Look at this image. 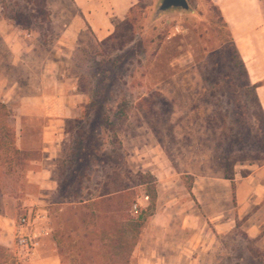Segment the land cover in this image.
<instances>
[{
  "label": "rangeland",
  "instance_id": "obj_1",
  "mask_svg": "<svg viewBox=\"0 0 264 264\" xmlns=\"http://www.w3.org/2000/svg\"><path fill=\"white\" fill-rule=\"evenodd\" d=\"M38 1L0 0V103L22 152L11 164L0 149V231L32 211L41 233L27 257L0 245V264L40 248L61 264H139L164 236L170 264H264V203L241 211L224 177L264 162V119L216 1L156 16L162 0H140L103 42L72 0ZM42 91L78 95L59 103L73 112L52 157L41 153L45 117L22 109ZM228 221L229 232L214 227ZM193 236L200 245H187ZM188 247L199 259L176 261Z\"/></svg>",
  "mask_w": 264,
  "mask_h": 264
},
{
  "label": "crops",
  "instance_id": "obj_2",
  "mask_svg": "<svg viewBox=\"0 0 264 264\" xmlns=\"http://www.w3.org/2000/svg\"><path fill=\"white\" fill-rule=\"evenodd\" d=\"M140 0H72L73 4L81 13L83 24L89 31L102 42L115 32V22L124 21L128 17L131 10L139 3ZM221 16L228 25L229 31L233 37L235 48H237L248 72L250 82L259 84L256 93L260 100L264 112V0H215ZM114 21V22H113ZM76 23V20L74 21ZM78 95L61 97L57 94L42 91L40 95L30 98L29 102L35 104L32 110L28 108L22 109L27 111L33 117H45V122L41 128L42 146L41 153L43 157H52L58 152L57 142L59 136L56 135L64 118H67L69 112H73L69 108L60 106V101L74 100ZM49 102V106L43 105ZM38 104V105H37ZM76 106V105H75ZM29 110V112H28ZM17 136V135H16ZM35 171H33L34 173ZM37 173V174H36ZM35 180L45 176L44 172H35ZM232 195L237 201L241 211H248L250 207L264 203V162L258 165L241 181H234L232 186ZM9 233L7 236L0 231V245L13 246L15 243V225L14 218L9 214ZM17 221V220H16ZM3 226V216L0 208V228ZM186 226V225H185ZM217 229L229 232L233 225L228 222H221L214 225ZM247 235L250 238L259 236V228L257 224L249 223L247 227ZM219 229V230H220ZM164 239L156 238L153 246L148 248L146 252H140L138 258L139 264H170L169 257L171 253L160 251V245L165 241L173 242L169 237ZM201 238L197 236L190 237L186 240L187 245L193 247L194 244L200 245ZM143 241L139 242V249L144 247ZM16 247V246H14ZM205 248V247H204ZM163 249V248H162ZM165 250V249H163ZM17 251V248H16ZM36 251V250H35ZM181 251L174 258L176 261L185 257L188 259L198 260L199 256L192 258V251ZM18 252V251H17ZM35 253V252H34ZM19 255V253H17ZM190 256V257H189ZM191 259H188L189 262ZM22 264H61L59 256L54 251H46L40 248L35 255L28 257Z\"/></svg>",
  "mask_w": 264,
  "mask_h": 264
},
{
  "label": "trees",
  "instance_id": "obj_3",
  "mask_svg": "<svg viewBox=\"0 0 264 264\" xmlns=\"http://www.w3.org/2000/svg\"><path fill=\"white\" fill-rule=\"evenodd\" d=\"M40 1L41 2H39V1L38 2L40 4H42L43 0H40ZM218 10H219V8H218ZM41 12H44V11L41 10ZM219 13H220L219 16H221V11L220 10H219ZM127 19H128V17L125 18V20H127ZM221 20L224 22L225 27L228 29L229 37L231 38V41L234 43L233 37H232V35H231L230 31H229L228 25L225 22L223 16H221ZM121 22H123V21H121ZM117 24H118V22H115V32H116V30L118 28ZM115 32L112 35H110L107 39H112L114 37V35H115ZM107 39H105V40H107ZM105 40H103V41H105ZM235 47L236 46L234 44V47H233L234 50H235L234 54H235V56L237 58L236 66L240 67L242 72L249 79L246 66H245V64H244V62H243V60H242L237 48H235ZM248 86L250 87L252 95H253L255 101L257 102V107L260 110L259 112L261 113V115H262V117L264 119L263 108L261 106L260 100H259L258 95L256 93V89L259 86V84H257V83L256 84H251L250 81L248 80ZM5 106L6 105L0 103V122L2 123V126L0 128V134H2L0 136V149H3V151H5V154L7 155V157H11L12 156L11 152H12L13 156L10 158V162H9V163L12 164L14 156L22 155V152L16 146V132H15V129L11 125L8 124L7 118L9 117L10 111ZM18 159H20V158L18 157ZM230 170L232 171V169H230ZM232 174H233V172L225 173L224 177L226 179L230 180L231 182H234V176ZM232 185L234 186V183H232Z\"/></svg>",
  "mask_w": 264,
  "mask_h": 264
},
{
  "label": "built area",
  "instance_id": "obj_4",
  "mask_svg": "<svg viewBox=\"0 0 264 264\" xmlns=\"http://www.w3.org/2000/svg\"><path fill=\"white\" fill-rule=\"evenodd\" d=\"M146 198L148 199L149 197L147 196ZM138 210V203L132 204V211L138 212ZM36 219L34 213L30 211L21 214L16 221L14 231L15 246L22 257H27L33 253L35 249V240L39 238L41 234L34 229L37 223Z\"/></svg>",
  "mask_w": 264,
  "mask_h": 264
},
{
  "label": "water",
  "instance_id": "obj_5",
  "mask_svg": "<svg viewBox=\"0 0 264 264\" xmlns=\"http://www.w3.org/2000/svg\"><path fill=\"white\" fill-rule=\"evenodd\" d=\"M171 8L181 9L183 11H193L187 0H162L159 7L156 9V16Z\"/></svg>",
  "mask_w": 264,
  "mask_h": 264
}]
</instances>
